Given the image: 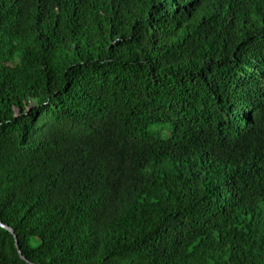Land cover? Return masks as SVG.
Returning a JSON list of instances; mask_svg holds the SVG:
<instances>
[{
  "label": "trees",
  "instance_id": "obj_1",
  "mask_svg": "<svg viewBox=\"0 0 264 264\" xmlns=\"http://www.w3.org/2000/svg\"><path fill=\"white\" fill-rule=\"evenodd\" d=\"M0 223V264H264V0H0Z\"/></svg>",
  "mask_w": 264,
  "mask_h": 264
},
{
  "label": "water",
  "instance_id": "obj_2",
  "mask_svg": "<svg viewBox=\"0 0 264 264\" xmlns=\"http://www.w3.org/2000/svg\"><path fill=\"white\" fill-rule=\"evenodd\" d=\"M0 226L3 227V228H5V229H7V230L10 231L11 233H13L12 230H11L10 228H8V227L2 225L1 223H0ZM20 255H21V253H20ZM22 259L25 260V258H23V257H22Z\"/></svg>",
  "mask_w": 264,
  "mask_h": 264
}]
</instances>
